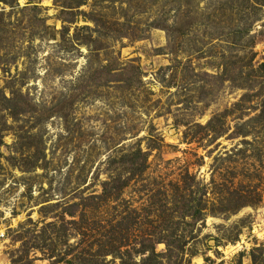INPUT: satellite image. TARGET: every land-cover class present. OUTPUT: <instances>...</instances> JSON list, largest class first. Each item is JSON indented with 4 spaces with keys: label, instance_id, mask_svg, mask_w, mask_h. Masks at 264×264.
Listing matches in <instances>:
<instances>
[{
    "label": "rangeland",
    "instance_id": "1",
    "mask_svg": "<svg viewBox=\"0 0 264 264\" xmlns=\"http://www.w3.org/2000/svg\"><path fill=\"white\" fill-rule=\"evenodd\" d=\"M253 254L264 264V0H0V264Z\"/></svg>",
    "mask_w": 264,
    "mask_h": 264
},
{
    "label": "trees",
    "instance_id": "2",
    "mask_svg": "<svg viewBox=\"0 0 264 264\" xmlns=\"http://www.w3.org/2000/svg\"><path fill=\"white\" fill-rule=\"evenodd\" d=\"M6 101L7 102H14V100H10V101L6 100ZM139 155H140L139 152H138V154H135L134 155V159H137ZM144 160H146V159L144 158ZM144 160L142 162V166H144ZM130 163L135 164L134 161H131ZM205 193L206 192L202 190V194L200 195V197H198V196H196L194 194L195 198H193V199L189 198L187 203H184L185 207L187 208V210L185 211V214H184L186 217H193L194 218V217L197 216V214L202 215V213H204L206 211L204 209H200V204L203 202V199H202V202H201V198H203L205 196ZM257 196H258V199H257V202L255 203L256 206L259 204V202L262 199L261 194H257ZM255 205H253V204H249V205L248 204H243L242 206H240L239 209L245 208V207H248V206H252L253 207ZM161 217H162L161 215L158 216V220ZM110 233H111L110 234V238H108L107 241H106V249H104L103 257H108V256H113L114 255V251L115 250L110 248V247H113V244L116 243V241L118 242V240H119V238H116L115 235L116 234H120V235L122 234L120 229H118V227L117 228L114 227L113 230H110ZM154 244H166L168 251H170L172 249L171 245L169 244V242H163V238L155 240ZM122 247L123 246H121V248ZM141 253L144 254V255L148 253V254H151L153 256L155 254V249L153 247L150 248V249L142 248ZM148 259H150V258H148ZM252 261H253V264H258V260H257V258H256V256L254 254L252 256ZM103 263L104 262H101V264H103Z\"/></svg>",
    "mask_w": 264,
    "mask_h": 264
},
{
    "label": "built area",
    "instance_id": "3",
    "mask_svg": "<svg viewBox=\"0 0 264 264\" xmlns=\"http://www.w3.org/2000/svg\"><path fill=\"white\" fill-rule=\"evenodd\" d=\"M43 1H47V0H43Z\"/></svg>",
    "mask_w": 264,
    "mask_h": 264
}]
</instances>
